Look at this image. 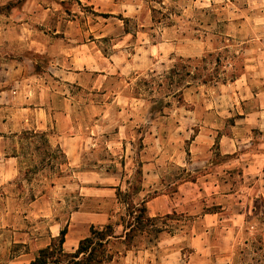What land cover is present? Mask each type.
I'll list each match as a JSON object with an SVG mask.
<instances>
[{
	"label": "rangeland",
	"instance_id": "rangeland-1",
	"mask_svg": "<svg viewBox=\"0 0 264 264\" xmlns=\"http://www.w3.org/2000/svg\"><path fill=\"white\" fill-rule=\"evenodd\" d=\"M34 37L52 51L34 54ZM85 54L90 68L66 82ZM9 55L37 62L17 104L69 95L79 148L69 159L32 126L9 133L0 109V159L16 156L0 181V263L25 264L51 227L84 238L120 210L117 188L138 184L151 216L174 213L173 232L114 245L111 264H264V0H0L2 67ZM181 57L220 78L165 96L158 81Z\"/></svg>",
	"mask_w": 264,
	"mask_h": 264
},
{
	"label": "trees",
	"instance_id": "trees-1",
	"mask_svg": "<svg viewBox=\"0 0 264 264\" xmlns=\"http://www.w3.org/2000/svg\"><path fill=\"white\" fill-rule=\"evenodd\" d=\"M162 21V19L158 20V22ZM203 59L181 57L169 71H166L158 81V85L163 90L167 88L165 96L182 98L184 88L193 84L192 80L203 84L218 80L220 76L216 72V67L212 70L207 67L201 68L200 62ZM167 81L168 87H166ZM177 84H183L184 88L176 89ZM154 98L156 104L164 102V97ZM170 104L171 101H166V105ZM26 133L35 134L34 132ZM41 134L45 135L44 132ZM47 142L50 145L49 141ZM137 173H140V170ZM138 190V184H131L126 191L118 187L116 205L118 204L120 210L114 212L110 209L106 223L98 227L92 225L89 234L80 239L77 248L72 251L64 248L68 228L62 227L59 235L52 237L47 246L38 250L30 264H111L121 252L120 249L113 250L114 245H123L124 250L128 251L135 240L141 236L157 241L163 232L172 233L174 225L169 224L168 220L174 218V213L166 214L164 217L151 216L147 206L149 199H135V193Z\"/></svg>",
	"mask_w": 264,
	"mask_h": 264
},
{
	"label": "crops",
	"instance_id": "crops-1",
	"mask_svg": "<svg viewBox=\"0 0 264 264\" xmlns=\"http://www.w3.org/2000/svg\"><path fill=\"white\" fill-rule=\"evenodd\" d=\"M32 42L34 45L29 47V50H33L34 54H43L50 49L52 51V45L46 46L45 51H41L40 45H43V41L39 40L38 37H34ZM23 51H25V49H23ZM28 57L23 58L24 60L19 59L18 62V59L15 60L16 58L9 55L8 62L3 65L5 67H2V64H0V109H2L4 115L7 116V119L1 120V124L3 125L1 129L7 130L10 133L13 131H21L23 129L26 130L32 126L36 131L39 130L45 132L48 136L49 143L59 145L65 151L68 158L72 159L75 157L79 148V139L74 126L69 95L63 93V96L58 95L59 98L56 100L55 96L50 94L48 90L43 93L44 91L37 89V91H35V98L29 95V97L25 96V99H23L20 104H17L16 102V100H21L22 97L13 94L15 81L19 78L28 80L38 77L35 66L37 62L34 61L33 58ZM52 57L53 58L51 59H53L54 62L59 59L58 55L55 56L52 54ZM80 58L81 57H79V59ZM27 59H29L31 63H28ZM81 62V64L77 65L75 61H73L74 64L71 68L67 70L63 68L61 70L64 71L68 78L64 79L67 80L66 82H72L71 84H73V82L78 83L77 81L79 77L81 78V75L86 73L90 68L89 65L91 62L86 58V54L85 59ZM50 63H52V61ZM98 75L101 76L102 74ZM11 123L16 124L17 126L10 128ZM4 132L5 131L0 132V138L4 137L2 134ZM13 162H16V156H9L0 159V181H9L14 177L15 167ZM91 218L101 222L104 217L103 213H95ZM51 228V233L48 237L49 239H47L45 245L40 248L47 246L52 237L59 235L60 229H54V227ZM68 234L69 232L66 234L64 248L71 251L78 246L79 239H75V237L69 238ZM33 257L34 256H31L25 264H30ZM19 258L20 257L18 256H13L5 263L0 264H23L22 260Z\"/></svg>",
	"mask_w": 264,
	"mask_h": 264
}]
</instances>
